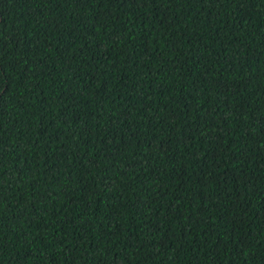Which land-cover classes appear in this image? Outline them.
<instances>
[{
  "label": "trees",
  "instance_id": "1",
  "mask_svg": "<svg viewBox=\"0 0 264 264\" xmlns=\"http://www.w3.org/2000/svg\"><path fill=\"white\" fill-rule=\"evenodd\" d=\"M0 264H264V0H0Z\"/></svg>",
  "mask_w": 264,
  "mask_h": 264
}]
</instances>
